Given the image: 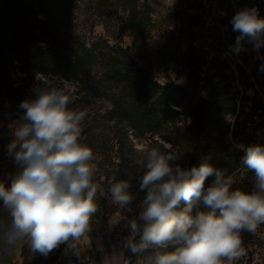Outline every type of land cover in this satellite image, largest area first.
Returning <instances> with one entry per match:
<instances>
[{"label":"trees","instance_id":"obj_1","mask_svg":"<svg viewBox=\"0 0 264 264\" xmlns=\"http://www.w3.org/2000/svg\"><path fill=\"white\" fill-rule=\"evenodd\" d=\"M78 1L100 22L111 19L129 42L83 40L72 17ZM178 2V16L158 22L149 0H0V97L20 111L32 98L26 89L32 81L64 90L71 108L88 113L83 142L94 157L105 161L112 149L108 176L130 183L132 218L138 219L146 194L139 184L147 169L134 162L142 148L137 141L174 151L179 159L173 167L207 162L234 176L233 189L248 192L254 172L236 145L264 144V46L257 52L245 40L234 52L239 33L230 22L243 8L254 7L264 18V0ZM18 72L24 76L15 79ZM214 180L209 176L205 187ZM185 207L181 202L177 210ZM201 211H211L202 198L192 215ZM242 240L244 255L232 264H264V225L242 233ZM151 254L125 248L129 264Z\"/></svg>","mask_w":264,"mask_h":264},{"label":"clouds","instance_id":"obj_2","mask_svg":"<svg viewBox=\"0 0 264 264\" xmlns=\"http://www.w3.org/2000/svg\"><path fill=\"white\" fill-rule=\"evenodd\" d=\"M238 32L233 51L244 41L259 52L264 46V18L256 8H243L231 19ZM33 95L19 105L9 156L20 166L7 187L0 181V250L27 244L33 255L47 257L60 247L79 256L90 246L93 218L99 210L93 149L84 143L85 110L71 108L73 99L49 81L39 82ZM244 166L254 172V190L233 189L207 162L184 169L173 163L174 151L146 145L134 162L146 168L139 189L144 191L139 217L125 220L130 235L124 247L133 254L151 250L145 264H225L244 255L242 233L255 234L264 225V144H238ZM215 176L210 186L206 179ZM128 181L107 188L112 204L132 211L135 195ZM203 199L211 211L192 215L194 201ZM184 202L186 207L178 211ZM218 213V214H217ZM138 238V239H137ZM172 248V251L167 249Z\"/></svg>","mask_w":264,"mask_h":264},{"label":"rangeland","instance_id":"obj_3","mask_svg":"<svg viewBox=\"0 0 264 264\" xmlns=\"http://www.w3.org/2000/svg\"><path fill=\"white\" fill-rule=\"evenodd\" d=\"M153 9V18L161 22L171 16H178L177 13L182 11V6L178 0H149ZM73 23L79 36L87 43H92L101 38L129 42L128 36L124 35L122 30L109 18L102 23L98 17L93 16L83 1H78L74 5ZM176 19L173 24L179 25ZM24 75L15 73V79H20ZM184 81V78H179ZM37 82L32 81L27 86V91L32 96V89ZM22 114V110L17 111L0 97V181L7 187L11 185V177L15 175L20 166L15 162L12 156L7 152V146L14 138L12 128L14 122ZM140 147L146 146V141H137ZM106 153L107 159L101 161L95 158L96 173L94 182L98 185L97 202L99 210L93 218L92 231L90 233V246H83L79 256L73 255L67 250V245H60L58 249L49 254L47 257L39 254L33 255L27 244L21 243L11 250H0V264H129L125 258L124 241L130 235L125 220L121 216L132 219V211L119 209L112 204L110 194H107V188L113 180L108 176L109 165L114 153L110 147ZM0 201V209H2ZM131 207V206H130ZM59 254L58 257H55ZM140 255V253H139ZM136 264H145V257H138ZM232 264V262H231Z\"/></svg>","mask_w":264,"mask_h":264},{"label":"built area","instance_id":"obj_4","mask_svg":"<svg viewBox=\"0 0 264 264\" xmlns=\"http://www.w3.org/2000/svg\"><path fill=\"white\" fill-rule=\"evenodd\" d=\"M259 133H260V132H259ZM239 176H240L242 179L247 178V177L249 176L248 171L245 170V169H242V171L240 172ZM254 176H255L254 173H252L251 176H249V177L251 178V181H253V182H255V180H254Z\"/></svg>","mask_w":264,"mask_h":264}]
</instances>
